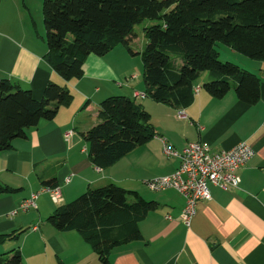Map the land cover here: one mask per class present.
<instances>
[{
    "label": "crops",
    "instance_id": "1",
    "mask_svg": "<svg viewBox=\"0 0 264 264\" xmlns=\"http://www.w3.org/2000/svg\"><path fill=\"white\" fill-rule=\"evenodd\" d=\"M43 1L0 0V81L30 90L37 100L51 81L65 87L72 100L53 120L42 121L25 138L13 140L10 151L0 152V189L10 191L0 193V257L19 251L21 264H100L76 231L58 230L47 219L88 189L112 183L156 207L139 223L137 240L112 250L110 264H264V60L228 47L236 65L260 80V99L254 105L239 101L233 89L221 98L203 91L202 84L214 79L209 72L201 74L198 93L182 109L136 96L146 88L143 72L129 55L142 51L128 55L118 46L102 57L89 55L82 77L64 81L45 58ZM112 96L141 104L155 136L101 169L89 159L83 134L98 124L99 105ZM68 131L72 134L65 137ZM162 140L177 151L191 142H204L213 151L245 143L253 156L238 171V188L224 191L208 184L211 199L197 203L187 228L180 221L183 196L175 190L152 192L144 183L178 167L176 158L163 153ZM48 181L50 186L44 184ZM55 186L61 191L59 203L45 191ZM32 193L38 194L37 208L18 210Z\"/></svg>",
    "mask_w": 264,
    "mask_h": 264
},
{
    "label": "trees",
    "instance_id": "2",
    "mask_svg": "<svg viewBox=\"0 0 264 264\" xmlns=\"http://www.w3.org/2000/svg\"><path fill=\"white\" fill-rule=\"evenodd\" d=\"M42 14L46 61L64 80L79 79L89 55L102 57L122 44L130 53L133 29L144 20L146 45L140 57L145 94L156 103L182 109L195 97L194 87L204 72L214 79L201 89L221 98L234 90L239 101L260 99V80L234 63L221 62L219 42L253 60H264V0H44ZM72 97L53 82L37 100L9 80L0 81V152L25 138L29 129L55 118ZM99 122L83 134L91 162L108 168L155 136L150 114L125 96H112L99 105ZM50 186V182L44 183ZM10 192L0 189L1 192ZM136 192L116 184L88 189L58 207L48 222L58 230L76 231L98 256L110 264L118 246L140 237L139 223L154 210ZM6 235L3 237H9ZM19 251L0 257V264H21Z\"/></svg>",
    "mask_w": 264,
    "mask_h": 264
},
{
    "label": "built area",
    "instance_id": "3",
    "mask_svg": "<svg viewBox=\"0 0 264 264\" xmlns=\"http://www.w3.org/2000/svg\"><path fill=\"white\" fill-rule=\"evenodd\" d=\"M198 91L199 87H194L195 95ZM136 96L144 98L146 94L136 93ZM178 117H183L181 111L178 112ZM71 134L72 131H68L65 137H70ZM162 145L163 153L167 157H173L179 161L178 167L170 175L153 177L145 180L144 183L152 192L175 190L183 196L185 204L180 214V221L187 228L190 227L196 214L197 203L211 199L208 184L215 185L224 191L238 188L240 183L238 171L253 156V150L245 143H239L230 150L221 151H213L204 142L188 143L181 151L173 149L164 140ZM69 180L67 178L66 182ZM45 191L50 194L54 203L61 202L59 187H45ZM37 198L38 194L32 193L29 198L20 203L18 210L22 212L35 210Z\"/></svg>",
    "mask_w": 264,
    "mask_h": 264
},
{
    "label": "rangeland",
    "instance_id": "4",
    "mask_svg": "<svg viewBox=\"0 0 264 264\" xmlns=\"http://www.w3.org/2000/svg\"><path fill=\"white\" fill-rule=\"evenodd\" d=\"M155 22L154 21H151V20H144L142 21L140 24L136 25L133 29V37L131 39V41L129 42V49L132 50L133 52H141L145 45H146V39L144 37V28L154 24ZM118 47L125 51L126 53H128L129 55V52H128V49L123 46L122 44L118 45ZM214 49L219 53V60L221 62H231V63H234L236 64L235 62V59L233 58L231 52H230V49L225 46L224 44L222 43H215L214 45ZM130 57V61L135 65V67L138 69H140L141 72H143V64H142V60H141V57L140 56H134V57ZM240 57H243V56H240ZM135 72L139 73V71H136ZM201 77V75H200ZM200 80V78L198 79Z\"/></svg>",
    "mask_w": 264,
    "mask_h": 264
}]
</instances>
